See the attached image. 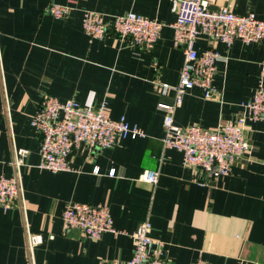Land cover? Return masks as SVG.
I'll use <instances>...</instances> for the list:
<instances>
[{"label":"crops","instance_id":"0c3cea01","mask_svg":"<svg viewBox=\"0 0 264 264\" xmlns=\"http://www.w3.org/2000/svg\"><path fill=\"white\" fill-rule=\"evenodd\" d=\"M208 2L264 19V0ZM52 3L71 11L56 18L47 11ZM85 10L102 12L107 22L133 10L161 21V36L151 51L130 46L113 28L104 38L90 37ZM176 18L171 0H0V174H13L15 148L29 150L23 202L0 208V264L126 262L134 251L130 233L145 220L164 242L167 264H264V119L247 123L251 153L225 177L185 166L183 153L163 144L165 111L158 104L173 102L176 93L162 84L176 85L184 62L174 44ZM214 46L221 54L213 79L218 92L206 98L199 87L187 90L174 111L179 125L216 129L236 121L255 92L264 41L227 45L199 35L195 42L201 51ZM45 95L90 106L107 100L112 118L125 115L145 135L87 155L76 149L71 171L40 168L41 135L31 119ZM146 169L159 170L157 183L141 178ZM73 202L107 204L121 233L95 239L78 229L64 232L62 213ZM27 230L43 236L33 257Z\"/></svg>","mask_w":264,"mask_h":264},{"label":"built area","instance_id":"2783aa9c","mask_svg":"<svg viewBox=\"0 0 264 264\" xmlns=\"http://www.w3.org/2000/svg\"><path fill=\"white\" fill-rule=\"evenodd\" d=\"M177 18L172 24L174 44L184 54V62L176 85L163 83V88L175 90V100L160 102L158 107L165 111V147L175 148L183 153L185 166L203 169L215 178L229 175L235 162L251 153L252 146L246 137L247 123L264 119V62L258 77V84L251 99L241 103L242 112L236 121L208 129L198 124L182 126L175 122L174 111L181 105L187 90L199 87L206 98L217 94L213 86L217 62L221 56L216 46L204 51L195 47L199 35H204L214 43L232 45L236 39L245 43L264 41V19L256 13L238 14L230 4L211 8L208 0H171ZM47 11L56 18L67 16L71 7L52 3ZM83 28L93 38H104L110 28L121 39H127L130 46L151 51L158 42L163 23L133 10L116 15L111 22L105 20L102 12L85 10ZM108 102L98 106L79 103L73 99L60 100L53 95H45L31 119V125L41 135L39 167L53 172L71 171V156L82 144L86 148H108L127 137L144 136L143 129L132 125L125 115L112 118L108 112ZM29 154L27 148L14 149V172L0 174V208L9 210L20 199L23 202L22 166ZM100 172L99 167L94 168ZM110 174H115L111 169ZM158 169H146L142 179L157 183ZM63 231L80 230L83 235L99 239L106 232L121 233L114 226V219L107 204L85 202L69 203L62 213ZM152 223L143 221L130 233L134 239L132 257L126 261H111L104 264H167L161 257L164 242L151 235ZM53 237V236H52ZM43 236L27 230V245L31 256L36 245L42 243ZM157 245V248H156ZM194 264H206L199 259Z\"/></svg>","mask_w":264,"mask_h":264},{"label":"water","instance_id":"95a60500","mask_svg":"<svg viewBox=\"0 0 264 264\" xmlns=\"http://www.w3.org/2000/svg\"><path fill=\"white\" fill-rule=\"evenodd\" d=\"M84 150V155H87L89 153V150L88 148H85L84 147V144H82V146L80 147L79 151H83Z\"/></svg>","mask_w":264,"mask_h":264}]
</instances>
